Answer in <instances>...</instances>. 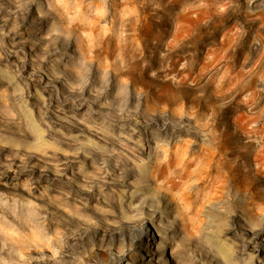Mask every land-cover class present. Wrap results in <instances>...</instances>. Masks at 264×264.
<instances>
[{"label":"clouds","instance_id":"clouds-1","mask_svg":"<svg viewBox=\"0 0 264 264\" xmlns=\"http://www.w3.org/2000/svg\"><path fill=\"white\" fill-rule=\"evenodd\" d=\"M0 264H264V0H0Z\"/></svg>","mask_w":264,"mask_h":264}]
</instances>
